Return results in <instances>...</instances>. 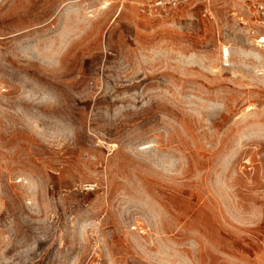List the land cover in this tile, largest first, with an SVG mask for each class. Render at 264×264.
I'll use <instances>...</instances> for the list:
<instances>
[{
  "label": "rangeland",
  "instance_id": "rangeland-1",
  "mask_svg": "<svg viewBox=\"0 0 264 264\" xmlns=\"http://www.w3.org/2000/svg\"><path fill=\"white\" fill-rule=\"evenodd\" d=\"M169 1L0 0V264H264V0Z\"/></svg>",
  "mask_w": 264,
  "mask_h": 264
},
{
  "label": "built area",
  "instance_id": "built-area-1",
  "mask_svg": "<svg viewBox=\"0 0 264 264\" xmlns=\"http://www.w3.org/2000/svg\"><path fill=\"white\" fill-rule=\"evenodd\" d=\"M183 0H170L168 3L175 4V3H180Z\"/></svg>",
  "mask_w": 264,
  "mask_h": 264
},
{
  "label": "bare ground",
  "instance_id": "bare-ground-1",
  "mask_svg": "<svg viewBox=\"0 0 264 264\" xmlns=\"http://www.w3.org/2000/svg\"><path fill=\"white\" fill-rule=\"evenodd\" d=\"M262 41H263V39H262ZM224 50H225V51L227 50L226 47H224Z\"/></svg>",
  "mask_w": 264,
  "mask_h": 264
}]
</instances>
